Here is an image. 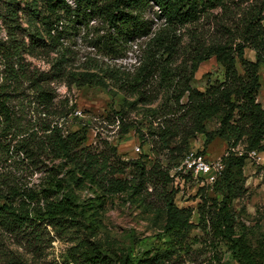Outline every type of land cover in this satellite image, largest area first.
<instances>
[{"label": "trees", "instance_id": "obj_1", "mask_svg": "<svg viewBox=\"0 0 264 264\" xmlns=\"http://www.w3.org/2000/svg\"><path fill=\"white\" fill-rule=\"evenodd\" d=\"M224 3L225 0H32L22 7L19 0H0V28L6 32L5 38L0 36V154H9L12 140L16 139L14 150L21 163L17 167L21 171L18 175L0 172V230L38 240L42 236L43 225L67 229L70 224L83 226L91 236H96L99 230L96 215L104 208L108 196L127 191L140 194L154 175L163 180L164 186L174 181L169 168L157 164L147 167L141 158L125 162L119 157L116 147L98 150L87 144L88 130L85 127L65 133L58 122L51 120H44L37 129L24 127L19 120L13 103L26 94L24 82H28V89L35 92L39 105L51 109L57 96L50 84L54 80L66 78L70 84L83 87L95 83L108 86V79H117L119 69L101 68L103 74L64 71L70 59L66 53L68 47L64 44L65 35L98 19L104 33L94 38L92 44L106 56L124 57L131 42L152 34L150 48L161 45L168 52L162 65L157 62L155 54H149L137 77L132 81H122L120 88H127L138 96V100L128 102L130 107L141 101L153 103L156 97L147 94L146 86L162 67L160 78L172 88L167 97L172 105L162 115L160 128L149 131L152 136L159 137L153 140L160 142L161 147L171 154L184 150L171 147L172 139L180 134L189 140L204 134L205 148L217 137L227 142L228 153L222 156L224 169L221 176L213 184L199 187L202 202L199 203L198 225L206 233L212 232L224 238L239 264H264V243L254 248L244 236L236 237L234 214V201L244 192V167L250 153L264 151V105L258 100L261 89L259 71L264 66V1L258 11L245 18L232 41L199 44L192 56L189 73L171 70L170 58L177 50V43L169 39L165 32L167 28L154 32L155 22L147 17V13L156 8L158 16L168 26L185 25L198 21ZM26 10L35 21V28L28 33L31 37L29 43L25 38L29 29L23 26L21 15ZM39 23L41 27L37 28ZM30 46L32 50L45 48L58 52L51 71L30 67L24 57ZM247 48L255 51V61L245 56ZM214 56L225 66V80L209 85L204 91L193 88L190 81L195 71L202 62ZM239 63L243 74L238 71ZM185 96L186 101L183 102ZM159 110L152 109L153 115L157 116ZM118 114L123 133L135 127L142 142L147 141L140 127L124 120L125 110L121 109ZM215 118L219 119L218 127L209 130L207 121ZM242 143L245 150L239 153L236 149ZM128 169L132 178L123 177ZM34 170L42 172L40 183L30 185V181L24 182L25 174ZM177 177L179 186L187 182L188 176L177 173ZM86 186L94 187L102 194L79 203L73 189ZM207 187L212 193L204 195ZM165 190L164 231L173 238L171 249H151L133 256L111 241L103 243L82 238L76 248V262L166 264L173 259L175 252L172 249L182 248L195 225L192 222L193 209L181 208L174 201L179 187ZM87 211L92 216L88 225L81 219Z\"/></svg>", "mask_w": 264, "mask_h": 264}, {"label": "rangeland", "instance_id": "obj_2", "mask_svg": "<svg viewBox=\"0 0 264 264\" xmlns=\"http://www.w3.org/2000/svg\"><path fill=\"white\" fill-rule=\"evenodd\" d=\"M263 1L225 0L222 7L212 9L198 21L185 25L168 26L165 20L158 16L156 8L149 11L147 17L155 22L154 32L167 28L165 32L168 33L169 39L177 43V50L170 58L171 70L189 73L192 56L195 55L199 44L232 41L241 30L245 18L253 11H258ZM19 2L25 7L27 2L31 3L32 0H19ZM21 15L23 26L29 29L25 32L26 42L29 43L31 37L28 33L35 28V21L33 22L28 10ZM36 27H41L40 23ZM102 28L101 21L94 19L80 29L65 35L64 44L68 47L66 53L70 55V59L64 71L66 73L92 71L103 74L101 68L119 69L117 79H108V86L95 83L83 87L70 84L66 78L54 80L50 84L57 96L51 109L39 105L35 92L28 89V82H24L26 94L13 103L19 120L24 127L36 129L44 123V120H51L58 122L65 133L85 127L88 130L87 144L98 150L107 146L116 147L119 157L125 162L141 158L147 167L157 164L169 168L170 177H173L175 183L173 181L168 186H164L163 180L154 175L144 185L140 194L134 195L131 191H127L108 196L104 208L96 215L99 223L96 236H91L88 229L83 226L73 227L70 224L71 227L68 226L67 229L43 225L42 236L38 240H29L24 236L0 230V264H85L81 260L76 262L78 255L76 248L82 238H91L103 243L111 241L116 247L133 256L151 249H171L173 238L164 231L166 213L163 205L167 193L165 189L170 191L173 186L180 189L174 197L175 203L181 208L193 209L192 222L195 227L188 234L182 248L172 249L175 252L174 257L166 264H239L224 238L215 236L212 232L206 233L198 225L199 203L202 202L198 181L193 179L190 183H181V186L178 184L177 167L189 150L202 151L205 148V135L198 134L189 140L180 134L172 139L171 147L177 146L184 150L180 153L174 151L171 154L161 147L160 142L153 140L158 139V135L152 136L149 132L160 128L162 115L165 114L168 106L172 105V101L167 99L172 88L166 86L160 78L162 67L158 68L157 74L150 78L146 86L147 94L156 97L153 103L141 101L130 107L128 102L138 100V96L127 88H120L122 81H132L137 77L140 67L149 54H155L157 62L162 65L168 57V52L161 45L150 48V40L154 36L152 34L131 42L124 57L111 58L92 44L94 38L104 33ZM5 35V30L0 28V36L5 38ZM245 56L253 61L256 59V53L251 48L246 49ZM24 57L31 68L48 72L58 58V52H50L45 48L32 50L30 46ZM238 71L240 74L244 73L240 63ZM259 72L261 89L258 100L264 105V66L260 67ZM224 80L225 66L214 56L199 65L190 85L204 91L209 85ZM185 101L186 96L183 98V102ZM121 109L126 111L124 120L140 127L146 134L147 141L142 142L135 127L128 133H123L122 120L118 114ZM152 109H160L157 116L153 115ZM218 123V118L209 120L207 128L215 129ZM16 142V139L12 140V151L9 154H0L2 173L10 172L11 175L21 173L17 169L21 163L19 155L14 150ZM185 142L189 143L187 149ZM244 150V143L236 149L239 153ZM203 153L214 161L228 153L227 142L217 137ZM56 162L58 164L59 160ZM129 172L128 169L123 177L132 178ZM244 175V192L234 201L235 236H244L254 248H259L264 243V151H257L256 155L250 154L244 167ZM25 177L24 182L30 181V185L37 184L42 179V172L34 170L26 173ZM203 193L209 195L212 191L207 187ZM73 194L79 203H84L102 193L94 187L86 186L73 189ZM90 213L87 211L81 216L83 223L87 225L92 221Z\"/></svg>", "mask_w": 264, "mask_h": 264}, {"label": "built area", "instance_id": "obj_3", "mask_svg": "<svg viewBox=\"0 0 264 264\" xmlns=\"http://www.w3.org/2000/svg\"><path fill=\"white\" fill-rule=\"evenodd\" d=\"M250 154L256 155V151ZM224 162L222 157L211 161L204 153L198 149H191L184 155L180 165L177 167V173L188 176L187 182L195 179L199 186L213 184L222 174ZM186 182V183H187ZM183 183V184H186Z\"/></svg>", "mask_w": 264, "mask_h": 264}]
</instances>
